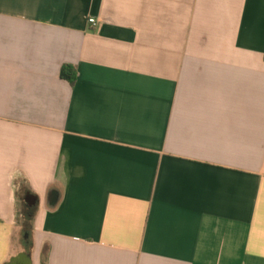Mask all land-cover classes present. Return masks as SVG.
<instances>
[{
    "label": "crops",
    "instance_id": "1",
    "mask_svg": "<svg viewBox=\"0 0 264 264\" xmlns=\"http://www.w3.org/2000/svg\"><path fill=\"white\" fill-rule=\"evenodd\" d=\"M0 264H264V0H0Z\"/></svg>",
    "mask_w": 264,
    "mask_h": 264
},
{
    "label": "trees",
    "instance_id": "2",
    "mask_svg": "<svg viewBox=\"0 0 264 264\" xmlns=\"http://www.w3.org/2000/svg\"><path fill=\"white\" fill-rule=\"evenodd\" d=\"M61 77L70 81L75 82L77 78V71L75 67L71 64H65L61 68ZM35 211L33 207L25 204L21 212V222H22V235L24 244L26 248L29 249L32 244L31 228L34 219Z\"/></svg>",
    "mask_w": 264,
    "mask_h": 264
},
{
    "label": "water",
    "instance_id": "3",
    "mask_svg": "<svg viewBox=\"0 0 264 264\" xmlns=\"http://www.w3.org/2000/svg\"><path fill=\"white\" fill-rule=\"evenodd\" d=\"M37 196L34 194L29 193L28 196L26 197V202L30 205H36L37 203ZM49 201H50V205L54 206L57 201H58V197H55L54 193H49Z\"/></svg>",
    "mask_w": 264,
    "mask_h": 264
},
{
    "label": "built area",
    "instance_id": "4",
    "mask_svg": "<svg viewBox=\"0 0 264 264\" xmlns=\"http://www.w3.org/2000/svg\"><path fill=\"white\" fill-rule=\"evenodd\" d=\"M89 22L95 25L96 22H97V20H96L95 17H90V18H89Z\"/></svg>",
    "mask_w": 264,
    "mask_h": 264
}]
</instances>
